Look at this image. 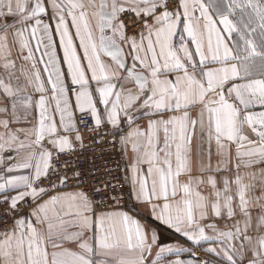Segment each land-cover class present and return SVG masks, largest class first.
<instances>
[{
	"label": "snow or ice",
	"instance_id": "1",
	"mask_svg": "<svg viewBox=\"0 0 264 264\" xmlns=\"http://www.w3.org/2000/svg\"><path fill=\"white\" fill-rule=\"evenodd\" d=\"M258 165L264 0H0V264H264Z\"/></svg>",
	"mask_w": 264,
	"mask_h": 264
},
{
	"label": "crops",
	"instance_id": "2",
	"mask_svg": "<svg viewBox=\"0 0 264 264\" xmlns=\"http://www.w3.org/2000/svg\"><path fill=\"white\" fill-rule=\"evenodd\" d=\"M205 147L207 148V145H205ZM212 151L213 153H215V145H212ZM216 162V158L214 156L213 158V163L215 164ZM229 167H232L231 165H229ZM259 167H264V165H258V166H254V170L256 168ZM226 175H230L231 173H225ZM128 191H129V186H128ZM257 195H259V192L256 193ZM148 222L150 224H152L156 231H157V236H158V244L160 245H176V244H180L183 245L186 248H192L194 251H196L198 253V255L203 258L204 253L202 251L203 248H206L208 246L207 243H202L200 246H192L190 242L186 241V239L182 236H180V234L175 233L173 230L168 229L165 225H161L158 222L152 221L151 218H148ZM175 256H171L169 255L166 260H165V264H167V260L168 259H175ZM181 259H191V255L190 253H182L180 256Z\"/></svg>",
	"mask_w": 264,
	"mask_h": 264
},
{
	"label": "built area",
	"instance_id": "3",
	"mask_svg": "<svg viewBox=\"0 0 264 264\" xmlns=\"http://www.w3.org/2000/svg\"><path fill=\"white\" fill-rule=\"evenodd\" d=\"M107 155L109 156V159H108L107 161H103V160L98 159V160H97V163H101V164H102V163H107L108 166H109L110 168H113V169H114V166H115L118 162H120L121 165H123V162L120 160V156H119L118 153H111V152H109V153H107ZM114 174H115L116 176H119L120 179H123V177H124V173H123V171H115V170H114ZM120 190H121L122 192L125 193L124 201L121 202L122 205H123V203H125V202L128 200V185H125V186H124L123 188H121Z\"/></svg>",
	"mask_w": 264,
	"mask_h": 264
}]
</instances>
